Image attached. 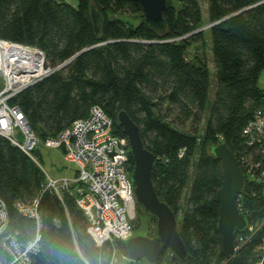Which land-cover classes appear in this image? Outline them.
Listing matches in <instances>:
<instances>
[{
	"label": "trees",
	"instance_id": "16d2710c",
	"mask_svg": "<svg viewBox=\"0 0 264 264\" xmlns=\"http://www.w3.org/2000/svg\"><path fill=\"white\" fill-rule=\"evenodd\" d=\"M168 2L165 29L159 32L146 25L144 11L134 0H78L76 7L59 0H0V39L44 50L50 68L73 59L14 103L42 141L85 120L97 106L113 121L114 134L126 137L117 123L120 112H126L156 156L153 184L159 197L177 216L182 212L180 232L187 254L194 264H231L221 252L217 229L216 194L223 174L212 149L225 144L239 159L245 149L243 128L264 104L259 84L264 73V0H207L217 72L213 95L207 65L187 59L193 44L189 41L202 40L201 2ZM123 15L139 17L136 25L125 23ZM164 104L178 111L182 124H192L193 134L163 119ZM35 154L41 165V150ZM133 169L131 157L130 174ZM46 184L38 164L0 136V198L8 209V232L23 244L34 239L38 227L21 216L15 204L39 201L42 240L34 264L109 262L115 246L96 247L75 199L67 193L61 201L57 194L43 192ZM245 192L249 197L243 205L250 218H264V195L253 199L249 185ZM116 248L128 255L124 243ZM240 258L242 264H256L251 250Z\"/></svg>",
	"mask_w": 264,
	"mask_h": 264
},
{
	"label": "built area",
	"instance_id": "2783aa9c",
	"mask_svg": "<svg viewBox=\"0 0 264 264\" xmlns=\"http://www.w3.org/2000/svg\"><path fill=\"white\" fill-rule=\"evenodd\" d=\"M72 61L50 68L44 50L0 39V136L34 160L42 171L35 154L42 144L61 149L65 159L75 164L78 177L73 179H53L43 171L47 182L43 192L55 193L61 201L69 193L85 214L89 236L96 247L103 249L105 244L114 241L125 244L132 238L138 213L129 173L128 139L114 134L113 121L97 106L85 120L75 121L54 138L42 141L30 127L20 105L14 103L23 92L62 71ZM243 129L245 149L237 160L245 175V187L249 185L254 199L259 193L264 195V104ZM184 152L180 151L181 158ZM238 196L237 207L248 225L243 233L236 235V256L251 250L256 264H264V218L257 221L250 218L243 205L249 197L245 188ZM38 204L39 201L31 205L15 204L18 213L36 222L38 227L34 239L23 244L8 232V209L0 198V264H34L42 240ZM129 261L134 262L130 258Z\"/></svg>",
	"mask_w": 264,
	"mask_h": 264
},
{
	"label": "water",
	"instance_id": "95a60500",
	"mask_svg": "<svg viewBox=\"0 0 264 264\" xmlns=\"http://www.w3.org/2000/svg\"><path fill=\"white\" fill-rule=\"evenodd\" d=\"M134 1L142 7L144 22L148 27L159 32L165 29L164 14L169 8L168 0ZM203 30L199 31L202 33ZM86 51L88 50L83 53ZM117 123L118 129L122 130L130 145V156L134 167L130 178L137 205L147 211L157 223L154 238L136 236L125 243L127 256L135 263L146 261L150 264H158L168 252L177 264H194L182 241L178 216L170 208L168 201L161 199L154 188L156 156L146 148L140 128L126 112H120ZM212 153L222 163V188L216 194L220 208L217 229L221 234V252L231 264H242L240 256H236L235 248L237 233H243L248 225L247 218L237 207L238 195L245 188V175L242 174L234 152H231L228 146L221 144L213 148Z\"/></svg>",
	"mask_w": 264,
	"mask_h": 264
},
{
	"label": "rangeland",
	"instance_id": "374dc122",
	"mask_svg": "<svg viewBox=\"0 0 264 264\" xmlns=\"http://www.w3.org/2000/svg\"><path fill=\"white\" fill-rule=\"evenodd\" d=\"M61 2H65L68 4L73 5L76 7L78 5V0H59ZM201 7L204 10V19H205V26L203 27V35L201 41H189L193 42L187 50V59L195 61V60H201L204 64L207 65L209 69V75L211 76V86H212V92L211 95H213L215 91V83L217 80V72L215 69V63H213V52L211 51V41H210V34H209V25L208 20L206 19V11H207V0H200ZM138 18H134L130 15H123L121 19L127 23H131L133 25H136V22L138 21ZM137 20V21H136ZM136 21V22H135ZM260 88L264 89V73L262 74V77L259 80ZM156 103H159V101H155ZM160 115L165 119L168 123L172 124V126L176 129H180L182 132L193 134L192 131V124L190 122H187V124H182L181 121L178 120V111L173 110V108L168 105L164 104V107L161 109ZM206 122L204 121L201 128L203 129V126ZM200 137L202 136V130L200 129ZM41 166L43 171L46 172V174L53 178V179H73L76 178L77 174V168L75 164L69 162L67 159H65L64 153L61 149L57 148H48L44 144L41 146ZM198 160V156H196L193 160V169L195 168V163ZM186 198L184 197L182 201V209L186 208ZM137 217L135 221L133 222V229H132V237L136 236H144L149 238H154L156 235V227L157 223L155 220L149 216V214L143 210H141L138 206L136 208ZM181 215L182 212L178 215V221L181 224ZM122 242H115L112 244L115 246V251L112 256V259L108 261H104L102 264H133V262L129 261V256H124L120 253V251L116 248V244ZM139 264H150L146 261L138 262ZM161 264H175L173 261L171 253L166 252L163 257V262Z\"/></svg>",
	"mask_w": 264,
	"mask_h": 264
}]
</instances>
